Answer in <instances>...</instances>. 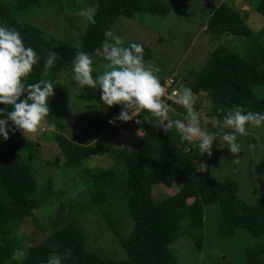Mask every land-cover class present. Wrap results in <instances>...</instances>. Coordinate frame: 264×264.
Masks as SVG:
<instances>
[{
  "label": "trees",
  "instance_id": "1",
  "mask_svg": "<svg viewBox=\"0 0 264 264\" xmlns=\"http://www.w3.org/2000/svg\"><path fill=\"white\" fill-rule=\"evenodd\" d=\"M48 1L0 0V22L16 29L25 45L40 56L26 83L53 82L55 95L49 99L50 108L59 105L63 98L59 73L71 66L77 52H86L92 59L101 54L104 58L103 47L108 41L105 32L111 30L117 16H166L170 5L162 0H85L95 6L94 22H88L84 31L78 33V43H74L49 35L40 24L34 22V25L28 20L31 9H39ZM218 1L202 26L216 36L232 34L240 37L241 49L219 46L199 70L189 73V79L179 73L174 80H180L176 88L182 86L192 90L194 108L202 116L200 123L203 117L209 122L205 131L215 130L219 134L223 117L234 106L264 113V25L253 30L246 22V11L228 0ZM242 1L247 3L249 0ZM250 6L264 17V0H256L254 4L252 1ZM141 45L144 60L149 59L151 49ZM49 51L58 55L53 66L46 67ZM164 80L165 77L160 79L162 85ZM201 92L211 101L206 108L201 106ZM167 103L170 118L183 120L187 116L182 105L170 100ZM3 107L5 105L0 104V108ZM7 107L10 111L11 106ZM120 107L111 106L110 114L102 119L95 116L86 128L87 134L81 132L71 139L59 132L56 125L54 138L59 155H63L83 179L92 205L103 211L104 220L123 256L117 258L90 250L86 234L75 220L36 244L28 243L29 240L33 242V238L24 244L22 237L15 235L18 225L27 218L35 219L44 233H49L36 210L41 207V199L52 194L35 195L37 178L27 154H35L37 146L17 130L9 133L6 141L0 139V264H46L53 253L61 256L62 264H179L170 245L180 236L187 235L200 249L204 206L212 203H217L220 208L219 234L232 236L240 228L254 238H264V194L253 203L246 202L238 194L237 181L218 179L208 170L201 169L204 158L211 156L213 151L211 155L202 154L198 140H183L175 128L164 131L159 126V118L141 110L136 125L140 135H133L129 148L114 146L111 137L116 128L108 129L109 120L115 117ZM83 134L91 141L84 143ZM218 140L219 135L214 144ZM102 152L112 158L113 166L89 169L85 161ZM174 183L179 185L175 193L154 195L157 186L169 188ZM112 207H120L122 214L115 217ZM17 252L23 255L13 259ZM245 258L246 264H264V243L246 248Z\"/></svg>",
  "mask_w": 264,
  "mask_h": 264
},
{
  "label": "rangeland",
  "instance_id": "2",
  "mask_svg": "<svg viewBox=\"0 0 264 264\" xmlns=\"http://www.w3.org/2000/svg\"><path fill=\"white\" fill-rule=\"evenodd\" d=\"M228 1L247 12L246 22L253 30L257 31L264 25V17L250 6L252 1L254 4L256 0H249L247 3L242 0ZM162 2L170 4L166 16L140 14L127 18L120 15L116 17L110 30L113 36L121 39L123 47L133 41L149 47L151 57L146 59L145 63L159 69L156 75L160 79L164 77L168 79L172 72H174L172 75L180 73L188 78L189 73L199 70L212 51L219 46L241 49L240 37L232 34L216 36L206 32L202 26L210 10L219 3L218 0H162ZM31 10L28 12V20L31 23L40 24L49 35L53 34L62 40L78 43L80 38L78 33L84 31L89 22L88 13L91 11L93 14L95 6L85 3V0H49L39 9ZM70 21L73 22L72 25ZM113 43L114 40L108 38L106 45ZM92 60L96 72L102 73L103 65L106 63L104 58L102 59V54ZM71 69L72 64L67 70L59 73L58 82L63 90V98L59 105L49 107L53 113L45 118L37 132L24 134L37 146L35 154L30 152L27 154L28 160L33 163L34 175L37 178L35 195L52 192L50 196L46 194L47 196L41 199V207L36 210L49 233L45 234L35 219L27 218L18 225L15 235L21 236L24 244H27L29 238L34 240L33 242L29 240L28 243L36 244L47 235L55 234L71 220H75L85 232L90 250L121 258L123 253L104 220L103 211L92 205L83 179L77 170L63 159V155H59L60 150L54 138L56 127L48 128L49 124L58 125L59 132L71 139L81 132L87 134L86 128L95 116L102 119V116L111 112V107L103 105L100 100V90L87 86L80 88L72 80ZM95 75L93 73L94 78ZM177 90L181 92L182 86ZM199 98L202 108L211 104L204 92L199 94ZM183 121L187 123V116ZM202 121L201 128L205 131L209 122H206L205 117ZM212 126H215V123H212ZM127 128L124 126L121 133H114L119 147L124 144L123 139L128 135ZM133 130L132 134L139 136L137 128ZM223 131L230 129L223 128ZM212 132L218 134L215 130ZM83 136L86 138L83 140L84 143L91 141L90 137L84 134ZM238 141L242 145V152L233 155L218 140L217 144L213 145V154L204 158L201 169L208 170L215 178L237 181L241 199L253 203L264 194L262 178L264 126L249 127L248 134L238 136ZM58 155L57 161L53 163ZM113 164L112 158L103 152L90 156L85 161L89 169L108 168ZM178 187L176 183L169 188L160 185L157 186L154 195L173 194ZM111 211L115 217L122 214L120 207H112ZM219 219L220 208L217 203L204 206L201 248L198 249L187 235L180 236L170 245L179 264H246L245 249L264 243V238H254L247 230L240 228L236 229L232 236L219 234L217 227Z\"/></svg>",
  "mask_w": 264,
  "mask_h": 264
},
{
  "label": "clouds",
  "instance_id": "3",
  "mask_svg": "<svg viewBox=\"0 0 264 264\" xmlns=\"http://www.w3.org/2000/svg\"><path fill=\"white\" fill-rule=\"evenodd\" d=\"M88 19L94 22L91 11L88 13ZM105 36L114 40V43L103 47L106 61L103 65L104 71L96 72L92 66V57L86 52L76 53L71 71L72 80L80 88L87 86L100 90V100L103 105L121 106L119 114L109 120L110 124L114 125L116 121H130L141 110H147L151 115L159 118V126L164 131L168 132L175 128L180 132L183 140H198L200 152L208 155H211L218 135L223 147L226 146L231 154L236 155L242 152L238 136H246L249 127L264 126V113L248 111L237 105L223 117L221 133L202 130L200 113L194 108V94L188 87L182 92L173 90L168 94L169 99H173L175 103L185 108L187 123L170 118V105L162 99L166 94L165 88L156 75L159 69L145 63L143 46L139 43H131L129 47H123L121 39L113 36L110 31L105 32ZM57 55L56 52L49 51L45 66H53ZM39 61L40 56L32 47L25 45L23 37L16 29L0 22V104L5 105L0 108V117H3L0 118V139L6 141L9 133L17 130L22 131L23 134L35 133L49 116V99L55 95L53 82L41 80L36 83H26L33 67ZM93 73L96 74L95 78ZM7 106H11L10 111ZM54 127V124L48 125L49 129ZM223 128H228L230 131H223ZM22 255V252L14 253L13 259H18ZM46 264H62V258L59 254L53 253Z\"/></svg>",
  "mask_w": 264,
  "mask_h": 264
},
{
  "label": "built area",
  "instance_id": "4",
  "mask_svg": "<svg viewBox=\"0 0 264 264\" xmlns=\"http://www.w3.org/2000/svg\"><path fill=\"white\" fill-rule=\"evenodd\" d=\"M175 76L174 75H171L168 77V79H165L164 80V84L162 85L164 88H165V96L162 97L163 100H165L167 102V100H170L172 102H174L173 99H169V96L168 94H170L173 90H176L178 91L176 88V84L178 81H175L174 78ZM169 89H170V92H169ZM175 103V102H174ZM178 104V103H177ZM180 105V104H178ZM119 114L116 113L115 117ZM138 124V119H137V116L134 117L132 120L130 121H127V122H123V121H116V123L113 125V124H110V127L109 128H116V131H118L119 133L122 132V128L125 126H127V130H128V135L126 136L125 139H123V145L121 147H126V148H129L130 144L132 143L133 141V138L132 137V132L134 131L133 129L136 128V125ZM111 142L114 146H120V144L117 145V139L115 136H112L111 137Z\"/></svg>",
  "mask_w": 264,
  "mask_h": 264
}]
</instances>
